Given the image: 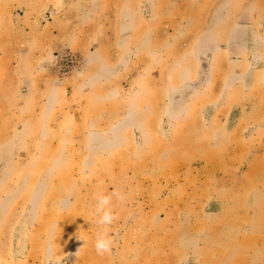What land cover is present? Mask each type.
Instances as JSON below:
<instances>
[{"label": "rangeland", "instance_id": "1", "mask_svg": "<svg viewBox=\"0 0 264 264\" xmlns=\"http://www.w3.org/2000/svg\"><path fill=\"white\" fill-rule=\"evenodd\" d=\"M0 264H264V0H0Z\"/></svg>", "mask_w": 264, "mask_h": 264}, {"label": "clouds", "instance_id": "2", "mask_svg": "<svg viewBox=\"0 0 264 264\" xmlns=\"http://www.w3.org/2000/svg\"><path fill=\"white\" fill-rule=\"evenodd\" d=\"M110 198L107 196L98 197V207L97 211L102 213L98 223L102 225L111 224L114 216L112 214L111 209L107 208L106 206L109 205ZM111 240L106 238L103 234L98 235L95 248L98 254L103 255L104 253L110 250Z\"/></svg>", "mask_w": 264, "mask_h": 264}]
</instances>
